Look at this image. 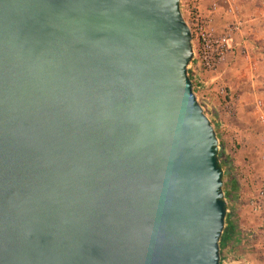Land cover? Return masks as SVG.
<instances>
[{
	"label": "water",
	"instance_id": "water-1",
	"mask_svg": "<svg viewBox=\"0 0 264 264\" xmlns=\"http://www.w3.org/2000/svg\"><path fill=\"white\" fill-rule=\"evenodd\" d=\"M191 40L180 0H0V264H220Z\"/></svg>",
	"mask_w": 264,
	"mask_h": 264
},
{
	"label": "rangeland",
	"instance_id": "rangeland-1",
	"mask_svg": "<svg viewBox=\"0 0 264 264\" xmlns=\"http://www.w3.org/2000/svg\"><path fill=\"white\" fill-rule=\"evenodd\" d=\"M196 1L202 9L209 0ZM239 7L244 28L236 43L245 42L250 59L234 49L217 62L215 69L204 70L203 76L216 78L212 87V123L219 141L221 160L231 163L230 172L222 164L223 191L227 192L232 182L236 184L228 197L231 221L236 226L233 256L230 264H264V245L256 235L258 221L248 206L247 200L260 185V173L264 166V123L258 121L253 101H264V0H235ZM184 16L187 8L184 6ZM215 25H222L216 17ZM237 47V46H236ZM217 82L225 89L218 94ZM211 119V117H210ZM248 236H246V235ZM249 238V239H248ZM242 256V261L237 259Z\"/></svg>",
	"mask_w": 264,
	"mask_h": 264
},
{
	"label": "built area",
	"instance_id": "built-area-1",
	"mask_svg": "<svg viewBox=\"0 0 264 264\" xmlns=\"http://www.w3.org/2000/svg\"><path fill=\"white\" fill-rule=\"evenodd\" d=\"M184 6L187 8L186 16H184V9L182 8ZM180 7L191 32L194 50L188 66V74L197 83L195 90L193 88L197 100L202 104L207 115L212 118L210 91L215 86L216 78L208 79L203 76V72L204 70L215 69L217 62L223 59L226 53H231L234 49H239L243 57L250 59V48L246 46L245 42H235L237 37L242 34L244 20L235 0H209L204 9L196 1L180 0ZM216 17L220 18L222 22V25L218 27L215 25ZM217 83L216 91L218 94L224 95V87L221 83ZM253 105L257 112L258 121L264 123V101L256 98ZM261 139L264 145V135ZM223 200L228 208V197L225 194ZM247 203L258 221L256 235L264 245V166L260 173V185L249 196ZM233 258L234 256L230 253L223 264H230ZM241 261L242 259L239 257L237 262Z\"/></svg>",
	"mask_w": 264,
	"mask_h": 264
},
{
	"label": "trees",
	"instance_id": "trees-1",
	"mask_svg": "<svg viewBox=\"0 0 264 264\" xmlns=\"http://www.w3.org/2000/svg\"><path fill=\"white\" fill-rule=\"evenodd\" d=\"M191 80H193V77L190 76ZM197 86V83H195V81L193 80V88L195 90ZM212 120V118H211ZM220 150V146L218 147ZM218 160H219V164L220 167L222 166V164H226L227 165V172H230V165L231 163L229 162V160H227L226 158L223 160H221V152L218 151ZM236 184L234 182H232L231 186H228L227 188V192L225 194V196L230 197L232 192H233V187L235 188ZM226 225L224 227L221 239H220V264H223V261L228 258V255L231 253L233 254V245H234V238L236 236V231L235 228L236 226L234 225V223L231 221V214H227L226 215ZM246 235V234H245ZM248 236V235H246ZM249 239V238H248ZM240 258H242V256H240Z\"/></svg>",
	"mask_w": 264,
	"mask_h": 264
},
{
	"label": "flooded vegetation",
	"instance_id": "flooded-vegetation-1",
	"mask_svg": "<svg viewBox=\"0 0 264 264\" xmlns=\"http://www.w3.org/2000/svg\"><path fill=\"white\" fill-rule=\"evenodd\" d=\"M227 191V190H226ZM224 194H226V192H224ZM230 213V210H229V208H228V214Z\"/></svg>",
	"mask_w": 264,
	"mask_h": 264
}]
</instances>
